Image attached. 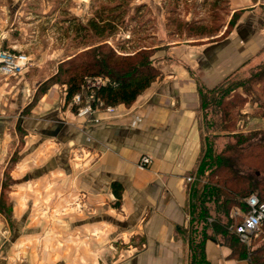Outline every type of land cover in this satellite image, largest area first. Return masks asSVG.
<instances>
[{"label":"crops","instance_id":"1","mask_svg":"<svg viewBox=\"0 0 264 264\" xmlns=\"http://www.w3.org/2000/svg\"><path fill=\"white\" fill-rule=\"evenodd\" d=\"M260 5L258 0V10L224 41L156 46L160 77L132 106H116L113 115L104 110L90 117L77 115L66 101V87L58 84L31 105L40 85L49 80L41 79L40 70L45 63L57 67L58 58L37 61L30 56L34 75L18 80L0 76V157L23 133L18 172L33 164L27 180L42 179L50 189L52 180L69 177L80 184V191L113 199V185L121 189L120 207L113 209L118 230L108 239L114 250L98 252L92 264H189L184 235L208 131L203 102L227 80L254 69L252 63L260 65ZM144 156L152 164L141 169ZM18 189V195L25 190ZM256 242L252 250L243 245L248 253L240 258L221 238L209 240L206 258L211 264H253L252 252L260 247Z\"/></svg>","mask_w":264,"mask_h":264},{"label":"rangeland","instance_id":"2","mask_svg":"<svg viewBox=\"0 0 264 264\" xmlns=\"http://www.w3.org/2000/svg\"><path fill=\"white\" fill-rule=\"evenodd\" d=\"M119 2L126 5L127 21L108 43L115 49L125 48L127 53L137 52L139 48L152 50L163 46L167 49L173 45L201 46L224 41L236 32L246 16L258 10L255 6L258 0H0V48L32 56L37 61L58 58L57 67L45 63L40 70L41 79L49 77L50 80L63 62L83 51L75 49L76 26L68 30L65 22L77 19L86 25L96 12ZM259 8L257 16L264 20V5ZM200 32L205 35H197ZM95 43L96 39L87 41L89 45ZM155 56L156 53L153 63L158 67ZM33 62L26 70L29 74L25 71L15 80L34 75ZM260 62V65L252 63L254 69L249 67L250 72L239 74L231 82L248 79L264 67V53ZM46 82L37 92L48 89L50 85L44 86ZM36 94L32 106L39 101ZM258 105L261 101L249 98L243 114H253ZM100 110L106 112L105 108ZM206 115L210 128L205 138H210L216 151L221 152L231 138L220 126L211 127L220 120L210 109ZM260 129H264V120L259 118L239 119L236 126V131L245 134ZM21 134L19 143L9 144L7 153L0 157V264H92L98 252L107 248L113 251L114 245L108 239L118 230L113 224L117 199L105 193L94 195L80 191V184L69 177L52 180L50 189L42 184V179L40 182L27 180L26 176L33 174L30 171L34 165L30 170L18 172L24 146ZM21 187L25 188L24 192L15 194ZM240 212L242 216L234 220L242 222L245 214ZM230 228L228 231L234 234Z\"/></svg>","mask_w":264,"mask_h":264},{"label":"trees","instance_id":"3","mask_svg":"<svg viewBox=\"0 0 264 264\" xmlns=\"http://www.w3.org/2000/svg\"><path fill=\"white\" fill-rule=\"evenodd\" d=\"M127 16L125 3L119 2L96 12L86 25L77 19L65 22L69 25L68 30L76 26L75 49L83 51L63 62L57 74L44 86L50 85L48 89L55 84L66 87V101L72 104L75 112L79 107L73 104L74 97L84 93L87 79L101 77L109 80L96 92V98L106 108L132 106L160 77V70L154 66L152 59L157 49L139 48L137 52L127 53L125 48L115 49L108 43L125 26ZM197 35L203 36L205 32ZM90 39H96V43L87 44ZM48 89L38 91L36 98L40 100ZM249 98L261 101V105L253 114H243ZM203 106L220 120L219 124L214 123L211 127L220 126L231 141L221 152H217L211 139H206L197 171L198 181L190 194V228L184 235L189 264H211L205 254L206 243L209 240L218 241L219 237L232 249L234 256L247 257L246 248L228 229L241 222L231 218L233 209L247 213L246 199L251 195H258L264 203V129L245 134L236 131V126L239 119L264 120V67L253 72L248 79L227 80L212 93L211 98L204 100ZM112 188L117 199L115 207L119 208L121 189L115 185ZM259 242L260 247L252 252L253 264H264V232L256 245Z\"/></svg>","mask_w":264,"mask_h":264},{"label":"built area","instance_id":"4","mask_svg":"<svg viewBox=\"0 0 264 264\" xmlns=\"http://www.w3.org/2000/svg\"><path fill=\"white\" fill-rule=\"evenodd\" d=\"M31 59L23 53H16L0 48V76L6 79H16L24 74L30 67ZM109 83L105 78L87 79L84 85V93L74 97L73 103L79 106L78 115L90 117L100 108H104V103L96 98V92ZM106 112L110 115L115 114L116 107H106ZM152 164V158L144 156L139 167L146 169ZM188 182H194L193 178H188ZM248 212L243 215V221L234 225L230 230L238 238L239 242L248 249L253 248L263 234L264 228V203L257 195L247 198ZM242 216L240 210L233 211L231 218Z\"/></svg>","mask_w":264,"mask_h":264}]
</instances>
